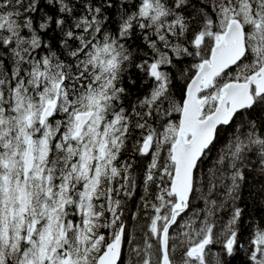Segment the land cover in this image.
<instances>
[{
  "label": "snow or ice",
  "instance_id": "1",
  "mask_svg": "<svg viewBox=\"0 0 264 264\" xmlns=\"http://www.w3.org/2000/svg\"><path fill=\"white\" fill-rule=\"evenodd\" d=\"M0 264H264V0H0Z\"/></svg>",
  "mask_w": 264,
  "mask_h": 264
}]
</instances>
